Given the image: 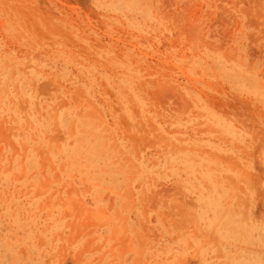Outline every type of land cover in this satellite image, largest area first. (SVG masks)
<instances>
[{
    "label": "rangeland",
    "instance_id": "obj_1",
    "mask_svg": "<svg viewBox=\"0 0 264 264\" xmlns=\"http://www.w3.org/2000/svg\"><path fill=\"white\" fill-rule=\"evenodd\" d=\"M0 264H264V0H0Z\"/></svg>",
    "mask_w": 264,
    "mask_h": 264
}]
</instances>
